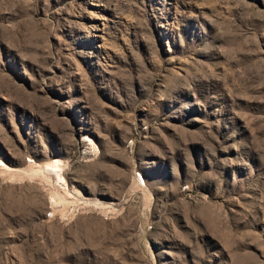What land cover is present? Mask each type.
<instances>
[{"label":"rangeland","instance_id":"374dc122","mask_svg":"<svg viewBox=\"0 0 264 264\" xmlns=\"http://www.w3.org/2000/svg\"><path fill=\"white\" fill-rule=\"evenodd\" d=\"M0 264H264V0H0Z\"/></svg>","mask_w":264,"mask_h":264},{"label":"bare ground","instance_id":"6f19581e","mask_svg":"<svg viewBox=\"0 0 264 264\" xmlns=\"http://www.w3.org/2000/svg\"><path fill=\"white\" fill-rule=\"evenodd\" d=\"M46 169H47L48 171H50V172H53V173L55 172L56 175H57V177H58V178H61V177L59 176L58 172H57L56 165H54V166H47Z\"/></svg>","mask_w":264,"mask_h":264}]
</instances>
